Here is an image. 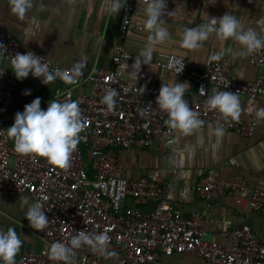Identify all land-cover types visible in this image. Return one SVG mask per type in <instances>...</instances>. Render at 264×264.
I'll use <instances>...</instances> for the list:
<instances>
[{"label":"built area","instance_id":"1","mask_svg":"<svg viewBox=\"0 0 264 264\" xmlns=\"http://www.w3.org/2000/svg\"><path fill=\"white\" fill-rule=\"evenodd\" d=\"M137 1L124 2L111 68L83 72L75 84L57 76L64 82V88L52 100L77 101L86 120L67 167L54 165L37 154L16 152L8 128L0 126V191L29 192L33 205L40 203L49 219L48 225L37 230V234L50 248L25 250L21 264H66L52 258L51 245L60 242L70 247L71 239L80 231L91 237L106 236V244L112 243L124 251V263L155 261L162 254L196 250L209 264H264V239L250 225L223 231L224 236L232 239V244L209 239L206 237L208 219L202 212L187 213L166 199L168 181L160 182L148 176L129 178L119 166L122 148H173L176 144V129L168 123V113L156 103L160 88L134 83L128 77L135 54L126 39L143 26L136 16ZM0 50L9 63L16 53L31 51L41 57V63L53 73L71 69L23 47L19 39L1 25ZM249 59L263 66L264 48L251 53ZM159 64L193 83L194 89L185 92L184 99L198 114L200 126L217 123L245 136L254 134L255 117L226 118L218 109L210 108L207 101L217 91H229L245 96L250 111L255 101H264V75L250 81L239 79L226 57L213 59L207 66L198 68L186 57L170 54ZM28 77L18 80L12 69L0 65V119L9 116L13 92L19 85H28ZM82 85L86 88L76 91ZM112 89L117 96L114 108L109 110L102 101ZM47 107L48 103L41 106L44 110ZM248 186L244 175L202 177L196 192L199 197L208 199L216 193L227 195ZM149 204L152 208L144 210ZM249 206L264 215V189L253 190ZM102 253L103 249L94 250L84 244L73 249L72 264H102Z\"/></svg>","mask_w":264,"mask_h":264},{"label":"crops","instance_id":"2","mask_svg":"<svg viewBox=\"0 0 264 264\" xmlns=\"http://www.w3.org/2000/svg\"><path fill=\"white\" fill-rule=\"evenodd\" d=\"M125 0H33V7L25 18L11 10L9 0H0V25L10 31L25 48L32 49L48 59L72 68L83 65L87 73L98 68L109 69L120 35V24L124 12ZM167 12L162 19L170 33V39L158 43L153 51L151 65H143L138 79L128 72L129 80L134 83H146L161 88V85H175L187 82L186 92L194 85L179 73L159 64L170 54L188 59L192 66L202 68L213 59L226 57L232 64V72L239 79L254 80L264 75V65L257 66L249 59L238 43L232 39L218 40L214 35L203 47L189 50L181 46L185 28L206 23L210 17H222L229 13L235 16L245 30L255 29L264 36V0H166ZM148 1L139 0L137 18L143 26L126 39L127 46L134 52L135 58L148 44L149 32L144 24ZM245 52L244 55H238ZM0 65L12 69L3 51L0 50ZM64 88V82L56 78L45 85L39 78L28 77V85L15 88L10 114L0 119V126L10 128L14 124L15 114L23 112L25 105L35 98L41 99V106L49 103ZM85 85L76 88L84 90ZM28 93V94H26ZM240 101V117L257 119L252 136H245L234 130L225 129L217 123H208L184 133L176 129V144L173 148L154 146L149 148H122L119 150V166L125 176L140 178L148 176L160 182L168 181L166 199L181 207L187 213L202 212L208 219L207 238L229 245L232 239L223 235V231L250 225L264 239V215L250 209V199L255 188L264 189V118L256 115L264 108V101L257 100L247 110V98L235 94ZM194 98H198L194 95ZM232 175H244L249 186L241 191L227 195L214 194L203 199L196 192V185L202 177L212 179ZM27 197V200L24 199ZM33 199L29 192L0 191V229H15L22 240V246L15 256V264H21L25 250L41 251L50 248L47 241L37 234L25 218ZM152 205H145L149 211ZM124 251L112 243L103 248L102 264H209L196 250L162 254L155 261L123 262ZM2 264V262H0Z\"/></svg>","mask_w":264,"mask_h":264},{"label":"clouds","instance_id":"3","mask_svg":"<svg viewBox=\"0 0 264 264\" xmlns=\"http://www.w3.org/2000/svg\"><path fill=\"white\" fill-rule=\"evenodd\" d=\"M9 3L12 12L20 20H23L33 7V0H9ZM165 14L171 15V12H167L166 0H148L145 11L147 20L144 24L145 29L149 32L148 44L135 58L132 65L135 71L130 73L136 79H138L143 65H151L156 44L170 39L168 29L163 26L165 21L162 17ZM258 23L264 24V19ZM213 35L221 41L232 39L245 49L247 54L264 48V36H260L252 28L245 30L241 22L229 13L219 18L210 17L206 23L185 28L181 46L189 50L199 49ZM244 54L245 52L238 53V55ZM11 63L12 71L18 80H23L31 74L34 78H39L45 85L54 82L57 76L66 83L75 84L78 82V78L83 75V65L80 63L63 72L53 73L46 64L41 63V57L31 51L23 54L16 53ZM182 70L183 68L180 69V72ZM188 85L187 82H177L175 85L163 83L156 100L159 108L168 113L170 126L173 129L182 130L184 133H190L202 123L198 119V114L189 107V103L184 99ZM141 90L144 91L143 88ZM115 96H117V92L112 89L103 97L102 102L107 105L109 110L115 106ZM207 104L212 109H218L226 118L239 119L241 115L239 98L229 91H217L208 99ZM256 115L264 118V108L258 109ZM85 124L86 120L82 116L77 101L51 100L47 109L44 110L41 108V99L37 97L30 104L25 105L23 112L15 114L14 124L8 128V134L14 139L16 152L25 155L37 154L47 158L54 165L67 167L69 157L78 145L80 133L84 131ZM24 199L27 200V197ZM25 218L36 230H43L49 223L40 203L29 206ZM106 241L107 237L104 235L91 237L80 231L71 239L70 247L60 242L52 244V258L72 264L73 249H79L84 244L91 246L94 250L103 249L106 246ZM21 246L22 240L14 228L9 227L7 231L0 229V262L2 264H15V256Z\"/></svg>","mask_w":264,"mask_h":264}]
</instances>
